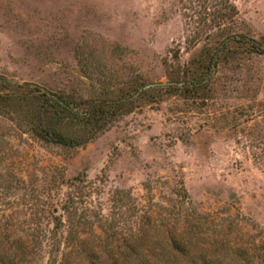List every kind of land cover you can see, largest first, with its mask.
I'll return each mask as SVG.
<instances>
[{
  "label": "rangeland",
  "instance_id": "rangeland-1",
  "mask_svg": "<svg viewBox=\"0 0 264 264\" xmlns=\"http://www.w3.org/2000/svg\"><path fill=\"white\" fill-rule=\"evenodd\" d=\"M227 32L261 40L264 0H0L1 78L81 100L141 79L150 95L78 149L0 115V234L32 220L23 264L262 263L264 55L221 63L206 100L165 93Z\"/></svg>",
  "mask_w": 264,
  "mask_h": 264
},
{
  "label": "trees",
  "instance_id": "trees-1",
  "mask_svg": "<svg viewBox=\"0 0 264 264\" xmlns=\"http://www.w3.org/2000/svg\"><path fill=\"white\" fill-rule=\"evenodd\" d=\"M226 34L199 48L188 65L165 86V93L170 96L180 95L187 101L199 97L206 100L209 98L212 79L221 63L242 54L264 55V37L256 40L238 34ZM147 86L141 79H137L109 100H81L73 95L51 93L38 86L14 83L0 77V115L23 121L24 126L46 144L78 149L97 138L118 116L133 112L137 100L150 98ZM6 182L9 186L0 185V201L4 199V192L12 187L10 179ZM68 211L69 222L74 231L77 210ZM51 215L55 224L54 231L57 232L60 230L62 219L53 213ZM23 224L28 225L25 231L27 234L24 236L5 238L0 234V264H21L19 257L28 254V249L35 243L33 229L30 227L32 220ZM67 240L68 244L74 243L71 237ZM173 250L181 257L186 256L181 246L175 245ZM261 262L264 264V256ZM61 264L66 262L62 261ZM204 264L216 263L205 261Z\"/></svg>",
  "mask_w": 264,
  "mask_h": 264
},
{
  "label": "water",
  "instance_id": "water-1",
  "mask_svg": "<svg viewBox=\"0 0 264 264\" xmlns=\"http://www.w3.org/2000/svg\"><path fill=\"white\" fill-rule=\"evenodd\" d=\"M55 213H57V212H55Z\"/></svg>",
  "mask_w": 264,
  "mask_h": 264
}]
</instances>
